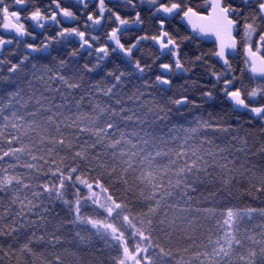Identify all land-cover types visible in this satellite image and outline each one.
Here are the masks:
<instances>
[{
    "label": "snow or ice",
    "instance_id": "snow-or-ice-1",
    "mask_svg": "<svg viewBox=\"0 0 264 264\" xmlns=\"http://www.w3.org/2000/svg\"><path fill=\"white\" fill-rule=\"evenodd\" d=\"M0 264H264V0H0Z\"/></svg>",
    "mask_w": 264,
    "mask_h": 264
},
{
    "label": "trees",
    "instance_id": "trees-1",
    "mask_svg": "<svg viewBox=\"0 0 264 264\" xmlns=\"http://www.w3.org/2000/svg\"><path fill=\"white\" fill-rule=\"evenodd\" d=\"M202 47L207 49L210 46L209 45H203ZM203 107H207V105H204ZM181 111L185 113V115L187 116V118L189 120H194L195 118H197L201 115H204L203 108H201L200 111H197L195 108H192L191 106H189L188 109H182ZM234 203H239V201H235Z\"/></svg>",
    "mask_w": 264,
    "mask_h": 264
},
{
    "label": "flooded vegetation",
    "instance_id": "flooded-vegetation-1",
    "mask_svg": "<svg viewBox=\"0 0 264 264\" xmlns=\"http://www.w3.org/2000/svg\"><path fill=\"white\" fill-rule=\"evenodd\" d=\"M44 2L46 3L47 0H44ZM64 2L67 3V0H64ZM28 39H29V42H31L30 38H28ZM40 39H43V37L41 36ZM209 46H210V45H209ZM24 51H25V49H24L23 45H21V47H20V49H19V52H20V53H24Z\"/></svg>",
    "mask_w": 264,
    "mask_h": 264
}]
</instances>
